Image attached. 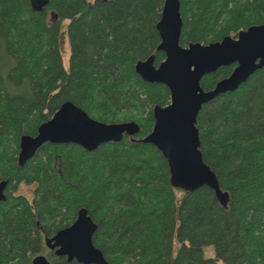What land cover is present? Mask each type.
Returning <instances> with one entry per match:
<instances>
[{
  "label": "trees",
  "instance_id": "1",
  "mask_svg": "<svg viewBox=\"0 0 264 264\" xmlns=\"http://www.w3.org/2000/svg\"><path fill=\"white\" fill-rule=\"evenodd\" d=\"M163 2L0 0V181H7L0 264H32L43 236L70 225L83 207L108 264H264V67L196 118L226 207L206 186L173 187L161 152L140 141L153 127V107L170 101L165 85L145 82L134 68L152 54L155 64L164 59L156 30ZM180 13V44H208L263 24L264 0H180ZM235 65L205 75L201 87L212 89ZM65 101L102 122L134 121L139 132L93 151L46 142L20 165V137L34 136ZM21 184L33 187L30 198L18 193Z\"/></svg>",
  "mask_w": 264,
  "mask_h": 264
},
{
  "label": "water",
  "instance_id": "2",
  "mask_svg": "<svg viewBox=\"0 0 264 264\" xmlns=\"http://www.w3.org/2000/svg\"><path fill=\"white\" fill-rule=\"evenodd\" d=\"M156 30L160 38L157 50L164 53V59L155 64V55L152 54L138 60L134 68L145 82L165 85L170 101L167 105L153 107V127L140 141L152 144L161 152L173 187L194 191L206 186L226 207L228 193L222 190L216 174L203 160L196 118L205 103L236 90L264 67V23L251 25L239 31L236 37L224 36L208 44L191 42L182 46L179 42L182 30L180 0H164ZM233 63L236 65L231 73L218 80L212 89L201 87L200 81L205 75ZM138 132L139 126L134 121L102 122L73 102L65 101L38 126L34 136L20 137L17 159L23 165L46 142L73 143L93 151L102 143L119 142ZM6 185V180L0 181V202L5 199ZM96 228L88 210L80 208L70 225L45 238L46 246L68 262L108 264L93 243ZM32 264L52 263L45 255L39 254L33 257Z\"/></svg>",
  "mask_w": 264,
  "mask_h": 264
},
{
  "label": "rangeland",
  "instance_id": "3",
  "mask_svg": "<svg viewBox=\"0 0 264 264\" xmlns=\"http://www.w3.org/2000/svg\"><path fill=\"white\" fill-rule=\"evenodd\" d=\"M49 19H51V14L49 15ZM60 53H61V59H62V65L64 69H68L69 64V55H70V49H69V41L67 35H63V38L61 40V46H60ZM32 189L31 186H25L24 184H21L19 187L18 193H22L26 195L28 198L32 196ZM204 256L205 257H212L213 256V248L212 246H207L204 248Z\"/></svg>",
  "mask_w": 264,
  "mask_h": 264
},
{
  "label": "flooded vegetation",
  "instance_id": "4",
  "mask_svg": "<svg viewBox=\"0 0 264 264\" xmlns=\"http://www.w3.org/2000/svg\"><path fill=\"white\" fill-rule=\"evenodd\" d=\"M38 10H41V5H39L38 6ZM51 14V13H50ZM51 17H52V14H51ZM55 17V16H54ZM6 189V188H5ZM5 193V192H4ZM56 233V232H55ZM55 233H53V234H51V235H44L43 236V242H44V252L43 253H39V254H43V255H45L46 256V258L53 264V262H52V260H51V258H50V254L52 255V256H55V257H64V256H57V255H55L54 254V249L52 250V249H50L49 247H47L46 246V242H45V238L46 237H50V236H52V235H54ZM39 254H36V255H39ZM35 255V256H36ZM34 257V256H33ZM65 258V257H64ZM33 259V258H32ZM66 259V258H65ZM31 263H32V260H31Z\"/></svg>",
  "mask_w": 264,
  "mask_h": 264
}]
</instances>
